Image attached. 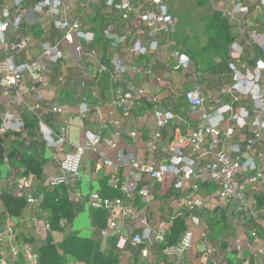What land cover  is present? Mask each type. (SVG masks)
<instances>
[{"label":"built area","instance_id":"obj_1","mask_svg":"<svg viewBox=\"0 0 264 264\" xmlns=\"http://www.w3.org/2000/svg\"><path fill=\"white\" fill-rule=\"evenodd\" d=\"M4 1L0 138L19 139L26 147L39 141L46 187H64L72 203L107 213L101 237L115 238L120 249L138 250L142 259L160 245L169 260L184 264L193 229H202L206 238L208 225L198 214L233 204L231 220L244 216L253 226L264 220V208H255L256 197L264 194V36L249 25L243 1L216 5L235 30L228 47L230 83L206 96L192 60L170 40L176 21L167 0ZM250 6L264 10V0H250ZM97 8L99 16L114 14L99 35L90 24ZM116 23L123 24L120 31L111 25ZM170 72L180 73L182 83L192 87L176 89L166 79ZM63 91H72L76 109L58 102ZM2 164L8 174L0 190L35 205L27 190L37 178L22 176L24 169L7 158ZM83 169L107 170L108 188L117 196L80 189ZM156 187L171 199L169 223H154L148 215ZM176 221H184L186 230L178 243L167 246L164 229ZM120 229L140 230L123 234ZM254 232L255 245L247 248L264 258V240ZM233 249L242 250L241 239ZM11 256V264L20 258L38 264L27 245L12 248ZM218 257L217 248H206L207 260Z\"/></svg>","mask_w":264,"mask_h":264},{"label":"crops","instance_id":"obj_2","mask_svg":"<svg viewBox=\"0 0 264 264\" xmlns=\"http://www.w3.org/2000/svg\"><path fill=\"white\" fill-rule=\"evenodd\" d=\"M216 1L219 3V0ZM223 1L227 2V0ZM241 1H243L245 6L249 7V15L247 16L249 25L255 32L264 36V10L258 11L253 6H250V0ZM167 2L172 15L171 2L170 0H167ZM221 21L226 22L230 28V34L234 36L233 33H235V30L233 23H231V21H229V19L225 16L221 19ZM90 24L93 31L97 34V30H99V28L94 27L92 24L100 26L98 20H95L94 17L90 20ZM37 29H39V27H37ZM176 49L179 50V48ZM36 50L37 49H35V51ZM101 51L106 57H108V48L106 42L104 41H102L101 44ZM183 51H185V49ZM187 55L190 59H192L193 68L200 73L198 83L202 86L204 95L206 96V93H209V90L206 91L204 87L205 84L201 81V79L204 76L203 72L205 69L212 65L203 69L197 68L195 67L194 55L191 56L189 53H187ZM216 63H218V61L214 64ZM70 69L71 68L69 67V70ZM56 74H58V72ZM54 77L55 76H53V78ZM166 79L167 81H171L173 86L178 90H188L193 85L191 82L182 83L181 74L178 72L168 73L166 75ZM182 86H189V88L183 89L181 88ZM218 89L219 88L211 91H216ZM60 99L68 101L69 103H65L64 101L61 102L68 104L70 107L72 106L71 108L73 109H76L72 91H63L59 93L58 100ZM72 100L74 101L73 105H71ZM165 100L170 101L169 99ZM73 122H75L76 125H80V121L78 119H74ZM129 127H131L130 123L126 121V128ZM110 156L113 160L114 156L112 154ZM11 165L14 166L13 164ZM106 171L107 170H104L102 173L95 174L93 171L88 172L86 169H83L79 182V188L88 191H97L104 197L113 198L117 196L115 192L108 188ZM7 174L8 171L5 168V165L0 163V181L5 179ZM2 191L3 190H0V194ZM204 194L205 188H203V195ZM170 203L171 199H168V195L163 191L160 192V187H156L154 199H152L148 204V215L154 223H158L160 221H166L169 223V217L172 213ZM136 204L139 208H143L140 201H137ZM255 208H264V194L256 197ZM233 210L234 205L229 204L226 209H223V211L217 210L212 212H203L197 215L200 218L201 224L208 225V229H205L206 238L204 240L201 238L202 229H193V245L189 251L185 253L184 264H264V258L255 256L253 250L247 248V245H255L254 238L251 234L253 231L256 232V235L261 240H264V220L261 219L257 221L254 226L250 223L251 221L247 220L244 216L236 215V217H234L235 219L232 218L231 220V217L234 216ZM92 213H94V211L84 208L71 226H68L65 222L61 221L60 227L62 229H50V225L47 222V214L41 212V210L37 207L28 206L20 218H10L7 216L0 201V264H11V249L14 247L20 250L24 245H27L37 254L40 247L46 243L47 239L51 238L52 245L59 247L61 243H63L64 239L71 234L76 235L77 238L82 240H89L90 242L96 241L99 253L105 256L110 254L117 256L119 264H175L162 253V247L160 245L152 248L151 256L148 259H142L136 249H132L130 247L120 249L117 246L115 238L101 237L99 232L103 229H98L93 226L91 216ZM105 214L106 221L103 228L108 224V215L107 213ZM83 216H85V219ZM176 224H179L180 228L183 229L182 234L186 230L184 221H176L169 225V229H164L167 246L171 245L168 243L167 239L170 237L169 235L171 234V229H173ZM45 225L49 226V229H46ZM120 230L123 234H129L130 232H138L140 229ZM153 230L156 231L157 229ZM238 238L242 241L241 251L233 249V244ZM259 243L260 242H256V244ZM209 246L215 247L219 251V257L216 261L207 260L205 258V250ZM62 258L63 261L61 264H86L77 258L74 259V257L68 255V253H63ZM15 264H23L22 259L20 258Z\"/></svg>","mask_w":264,"mask_h":264},{"label":"trees","instance_id":"obj_3","mask_svg":"<svg viewBox=\"0 0 264 264\" xmlns=\"http://www.w3.org/2000/svg\"><path fill=\"white\" fill-rule=\"evenodd\" d=\"M1 3H5L4 0H0ZM198 6H203L206 0H195ZM98 8L96 9L95 20H98L99 30L104 26L109 25L113 21V13L99 16ZM221 24L220 36L213 38L211 46H219L223 51L227 50L229 44L233 41V36L230 34V28L225 21ZM116 31H120L123 28V24L116 23L111 24ZM179 49L180 52L189 53L193 56V52L188 49ZM245 59V58H244ZM192 60V59H191ZM228 57L226 52V58L221 59L216 64L205 69L201 81L205 84L206 91L221 88L222 86L230 83V76L228 71ZM55 74L54 76H56ZM55 78V77H54ZM8 144V149L4 148V145ZM3 158H7L10 164L16 167L24 169V175H33L37 178L39 183L27 190L33 198L37 200V203L33 205L47 214V222L50 225V229H62L60 222H65L68 226H71L76 217L84 210L83 207L78 206L68 200L66 190L64 187L49 189L46 187L44 181L43 167L45 166V150L43 145L39 141H31L29 146H25L22 141L16 139L10 142L9 137L0 138V163L3 162ZM0 201L3 205L7 216L10 218H20L26 208L30 205L27 204L24 197L13 196L11 192L2 191L0 194ZM92 224L98 229H103L106 221V214L102 211H94L91 214ZM178 225V226H177ZM183 229L179 224H176L171 229L167 241L169 244L174 245L180 238ZM63 253L79 259L86 264H119L118 257L115 255H102L99 253L97 242H90L89 240H82L76 237V235L67 236L63 243L59 247L52 245L51 238L46 240V243L40 247L38 251V264H61L63 261Z\"/></svg>","mask_w":264,"mask_h":264},{"label":"rangeland","instance_id":"obj_4","mask_svg":"<svg viewBox=\"0 0 264 264\" xmlns=\"http://www.w3.org/2000/svg\"><path fill=\"white\" fill-rule=\"evenodd\" d=\"M170 2L172 15L176 21L174 30L170 34L173 46L193 52L195 67L200 69L226 58L227 50L223 51L219 46L210 45L211 41L214 40L213 38L222 33L220 27L223 23L221 19L224 17V12L216 5L221 3L223 6L224 1L219 0L218 3L216 0L212 2L206 0L203 6H198L195 0H170ZM92 25L99 28L98 25ZM181 88L188 89L189 86H182ZM61 101L69 103L63 99L58 102ZM73 104L74 101L72 100L71 105ZM83 217L85 219V216Z\"/></svg>","mask_w":264,"mask_h":264}]
</instances>
